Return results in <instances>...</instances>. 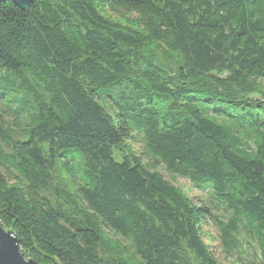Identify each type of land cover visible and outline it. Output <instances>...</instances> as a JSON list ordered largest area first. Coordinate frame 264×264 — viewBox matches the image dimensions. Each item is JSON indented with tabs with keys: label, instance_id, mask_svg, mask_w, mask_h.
I'll return each mask as SVG.
<instances>
[{
	"label": "trees",
	"instance_id": "trees-1",
	"mask_svg": "<svg viewBox=\"0 0 264 264\" xmlns=\"http://www.w3.org/2000/svg\"><path fill=\"white\" fill-rule=\"evenodd\" d=\"M263 81L264 0L0 2V227L38 264H221L209 218L264 264Z\"/></svg>",
	"mask_w": 264,
	"mask_h": 264
},
{
	"label": "rangeland",
	"instance_id": "rangeland-1",
	"mask_svg": "<svg viewBox=\"0 0 264 264\" xmlns=\"http://www.w3.org/2000/svg\"><path fill=\"white\" fill-rule=\"evenodd\" d=\"M264 84V81L262 82ZM132 148L134 152L142 159L143 162H146L148 160V156L145 153V150L143 148L141 138L139 135L133 134V139L131 141ZM156 171L161 173L163 178L175 186L180 187L184 191L188 193V195L192 198V200L197 203L199 201H207L208 200V193L207 192H200L197 189L194 188V186L186 179L179 178L177 176L171 175L167 173L162 166H157ZM213 207V215L220 217L221 219H225L227 216V213L222 209L219 205L211 206ZM202 234H203V240L207 245H210L212 248V252L215 256V258L218 259V262L221 264H234V261L236 259V255H225L222 247L219 244L218 241V232L215 227L214 222L211 219H207L206 223L202 226ZM104 235L107 238V240H111L113 242L119 243L122 247H124L127 252L125 253L126 256H131L133 260H135L136 257L133 256L132 250L130 248V243L128 240L122 238L121 236L117 235L110 229H104ZM248 242V244L245 246L246 252L248 256H251L252 254L257 252V248L253 242H251L249 239L245 240Z\"/></svg>",
	"mask_w": 264,
	"mask_h": 264
},
{
	"label": "water",
	"instance_id": "water-1",
	"mask_svg": "<svg viewBox=\"0 0 264 264\" xmlns=\"http://www.w3.org/2000/svg\"><path fill=\"white\" fill-rule=\"evenodd\" d=\"M35 0H0L11 2L21 10H26ZM0 264H38L30 259H25L20 253L17 239L9 231L0 227Z\"/></svg>",
	"mask_w": 264,
	"mask_h": 264
}]
</instances>
